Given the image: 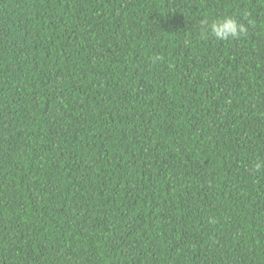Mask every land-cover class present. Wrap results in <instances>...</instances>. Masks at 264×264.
I'll list each match as a JSON object with an SVG mask.
<instances>
[{
  "label": "trees",
  "instance_id": "obj_1",
  "mask_svg": "<svg viewBox=\"0 0 264 264\" xmlns=\"http://www.w3.org/2000/svg\"><path fill=\"white\" fill-rule=\"evenodd\" d=\"M257 160L264 0H0V264H264Z\"/></svg>",
  "mask_w": 264,
  "mask_h": 264
},
{
  "label": "clouds",
  "instance_id": "obj_2",
  "mask_svg": "<svg viewBox=\"0 0 264 264\" xmlns=\"http://www.w3.org/2000/svg\"><path fill=\"white\" fill-rule=\"evenodd\" d=\"M207 35L217 41L239 39L248 32V24L238 19L236 15L224 14L216 17H204L199 21ZM250 171H264V160L255 161Z\"/></svg>",
  "mask_w": 264,
  "mask_h": 264
}]
</instances>
